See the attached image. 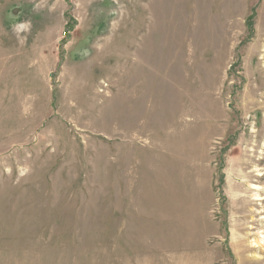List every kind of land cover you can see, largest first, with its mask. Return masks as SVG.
<instances>
[{"label": "rangeland", "instance_id": "374dc122", "mask_svg": "<svg viewBox=\"0 0 264 264\" xmlns=\"http://www.w3.org/2000/svg\"><path fill=\"white\" fill-rule=\"evenodd\" d=\"M262 174L264 0H0V264H264Z\"/></svg>", "mask_w": 264, "mask_h": 264}, {"label": "bare ground", "instance_id": "6f19581e", "mask_svg": "<svg viewBox=\"0 0 264 264\" xmlns=\"http://www.w3.org/2000/svg\"><path fill=\"white\" fill-rule=\"evenodd\" d=\"M137 79H139V77H137ZM146 81V84L148 85V81L150 80L149 78H141L139 80V82L141 81ZM149 86V85H148ZM130 88L126 85V86H123L122 90H121V96L126 92V93H129L130 92ZM147 88L146 87H140L138 88L137 90H135L134 92H136L137 94H141V96L143 95L144 98L140 97V102L143 104H145V102L150 98V97H153V94H154V89L151 90V92H147L146 91ZM259 176H264L263 174L262 175H259ZM262 181V180H261ZM256 196L258 197V201H264V197L262 195V193L260 192L261 190L263 191L264 188L259 186V185H256ZM264 204V203H263ZM261 212H260V211ZM258 214L262 215L263 216V219H264V206L262 205V207L260 209H258ZM173 220V218H172ZM263 231V230H262ZM260 234H264V232L260 233ZM257 244L260 246V248L264 249V235L263 237H260L259 240L257 241Z\"/></svg>", "mask_w": 264, "mask_h": 264}]
</instances>
